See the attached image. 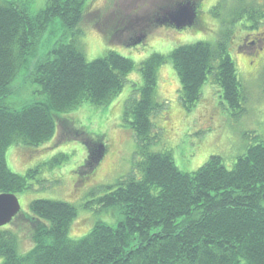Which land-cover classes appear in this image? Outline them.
I'll return each instance as SVG.
<instances>
[{"label":"trees","instance_id":"obj_1","mask_svg":"<svg viewBox=\"0 0 264 264\" xmlns=\"http://www.w3.org/2000/svg\"><path fill=\"white\" fill-rule=\"evenodd\" d=\"M91 1L46 0L35 15L30 13V0L0 2V194L27 189L25 179L7 170V147L36 148L52 140L59 125L66 137L86 145L88 158L81 175L86 180L94 176L90 171L103 146L101 138L73 130L58 113L85 102L108 103L123 88L133 63L115 52L86 60L76 41L80 27L97 18L92 20L88 12ZM56 20L62 26L59 39L29 68ZM168 57L184 105L193 106L210 80L225 103L241 109V82L226 42L181 46ZM165 61L161 56L144 62V85L124 104V119L142 156L137 174L107 187L94 201L115 211V227L97 224L85 236L72 239L76 209L62 201H34L30 250L19 254L13 232L0 228V264H264V141L250 145L230 169L221 157L211 156L194 173L182 172L170 153L148 151L157 138L151 117L161 107L154 101L156 69ZM22 70L25 82L36 85L42 99L17 107L10 103L16 92L12 84ZM34 174L36 170L29 171L25 178ZM79 185L72 184V194Z\"/></svg>","mask_w":264,"mask_h":264},{"label":"rangeland","instance_id":"obj_2","mask_svg":"<svg viewBox=\"0 0 264 264\" xmlns=\"http://www.w3.org/2000/svg\"><path fill=\"white\" fill-rule=\"evenodd\" d=\"M45 1L30 0V13L35 15L42 10ZM88 1L91 0H86ZM158 7L161 5L153 4L151 11ZM205 9L208 10L204 16L206 24L197 22L177 30L161 26L159 20H156V27L149 25L151 28L148 31V26L137 27L131 32L136 36L127 39L123 37L126 34L125 26L138 21L137 18L143 15V0L90 2L88 12L93 14L91 19L94 16L97 18L95 22L90 20L92 23L89 21L80 27L81 34L76 41L86 60L90 62L109 52H115L129 59L133 68L127 74L121 91L108 103L93 106L85 102L69 111L58 113V117L63 118L62 123L63 120H68L75 131H81L94 140L101 138L106 152L95 170L96 175L90 180H86V176L78 171L87 159L86 146L73 137L55 141L54 136L49 141L50 144L43 143L35 149L19 144L11 145L5 150L7 170L23 177L29 185L28 190L16 193L20 215L10 228L16 237L19 254H27L30 250L27 230L29 224L21 215L29 217L30 203L36 200L62 201L76 209L71 233L69 232L72 239H80L97 224L115 227L118 221L115 211L102 209L94 201L104 195L107 187L138 172L137 164L142 161V156L139 154L136 138L124 119V104L126 100L139 95L138 91L144 85L140 69L151 57L162 56L166 61L156 69L154 101L161 107L151 117L157 138L151 144L149 152L170 153L182 172L194 173L211 156L221 157L225 167L230 169L236 158L243 155L250 145L264 141V53L243 60V57H235L228 50L232 47L231 35H235L240 29L247 30L256 20L251 21L250 11H241L237 15L234 10L222 8L221 4L215 9L206 6ZM253 12L264 19V11ZM98 18L99 21L96 22ZM61 33L62 26L56 20L44 34L36 56L30 59L29 68L36 58L40 59L59 39ZM218 41L223 44L226 42L227 52L235 64L241 82V109H233L225 103L210 80L201 87L200 99L193 106L187 107L181 100L179 79L168 56L181 46L203 42L215 47ZM241 56L249 54L242 53ZM249 61L253 62L251 66ZM25 72L26 70L20 71L12 84L16 92L10 103L17 107L42 99L36 93L39 90L36 85L25 82ZM34 170L37 174L26 179L27 173ZM75 180L82 181V185L72 194L71 183Z\"/></svg>","mask_w":264,"mask_h":264},{"label":"flooded vegetation","instance_id":"obj_3","mask_svg":"<svg viewBox=\"0 0 264 264\" xmlns=\"http://www.w3.org/2000/svg\"><path fill=\"white\" fill-rule=\"evenodd\" d=\"M124 2L125 1H123V3ZM143 4H145V11L143 12V15L137 18L138 21L136 20V22H132L128 24V26L126 24V34H123V37L127 39L131 38V32L142 25L149 27V25L153 24L151 27H156V25H154L156 20L163 22L165 24L163 26H171L169 24L170 22L167 21L166 15L163 14L167 13V11L168 13L178 11L183 7L191 9L194 15V17L191 19L192 25L196 24L197 22L198 24H206L204 16L208 10L206 11L205 6L206 8L211 7V9H215L221 4L222 8L229 11L234 10L235 14L237 13V15H240L241 11H250L251 21L253 22L256 20L254 25L252 24L247 30L240 29L235 35H231V38H233L231 42L232 47L228 50L232 51V55L235 57H243V60H247L260 56L264 53V19H260L256 15V12H253V10L260 12L264 11V0H143ZM153 4H160L161 7L155 8L153 11H151ZM151 27H149L147 31ZM242 53H248L249 56H241ZM252 63V61H249L250 66ZM21 216L28 224H30V219H33L31 218V215L29 217H25L23 215ZM29 227H31V225L27 227V230ZM29 243L31 245L30 240Z\"/></svg>","mask_w":264,"mask_h":264},{"label":"water","instance_id":"obj_4","mask_svg":"<svg viewBox=\"0 0 264 264\" xmlns=\"http://www.w3.org/2000/svg\"><path fill=\"white\" fill-rule=\"evenodd\" d=\"M193 17L194 15L191 9L187 7L181 8L173 15L172 13L168 14L170 23L178 30L190 25ZM19 210V201L15 195L5 193L0 194V228L9 224Z\"/></svg>","mask_w":264,"mask_h":264}]
</instances>
